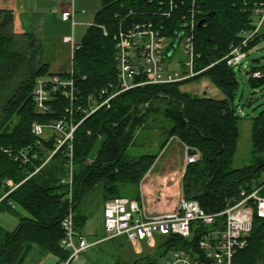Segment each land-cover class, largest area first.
<instances>
[{"label": "trees", "instance_id": "1", "mask_svg": "<svg viewBox=\"0 0 264 264\" xmlns=\"http://www.w3.org/2000/svg\"><path fill=\"white\" fill-rule=\"evenodd\" d=\"M164 1L165 6L161 5L162 0H101L94 24L75 49L71 71L62 73L64 77L73 76L78 96L74 107L83 104L81 99L85 101L90 95L117 85L115 36L122 28L140 21H154L164 27L166 34L181 29L190 2H178V8L168 18L161 16L162 12L170 11L167 0ZM252 1L196 0L194 67L196 72L206 70L194 79L209 77L224 99L183 92L184 83L147 85L117 96L109 108L100 109L80 125L75 139L73 179L74 218L79 233H83L91 219L79 207L95 192L105 199L103 205L135 188L133 198L141 200L139 187L154 167L157 155L145 153L133 157L128 153L136 146L140 132L164 131L162 149L170 140L178 139L182 146L200 153L201 159L185 168L183 193L187 199L198 201L206 213L222 212L231 199H241L243 190L252 193L261 189L264 196V110L250 118L252 164L234 168L244 118L235 104L240 83L236 68L219 62L232 46L241 44L245 32L255 29L252 16L242 12L244 3ZM201 21L203 24L199 26ZM14 22V11L0 7V185L8 193L0 211L19 221L13 232L0 227V264H25L35 249L58 257L65 264L70 252L61 249L60 241L64 236L62 221L70 205L69 187L62 183L66 173L64 158L57 155L51 162H57L61 172L57 182L49 187L36 179L47 167L33 174L43 159L25 165L16 158L27 148L41 150L32 134L33 123L63 118L71 103L57 97L50 114L36 112L33 92L37 79L51 74L43 61L41 38L33 32H18ZM262 41L264 32L250 40L248 53ZM253 62L245 70L246 75L252 89H264V65L259 60ZM257 72L262 77L254 78ZM82 117L76 112L73 120L80 122ZM102 136H107L108 142L99 159L90 162L89 155ZM44 146L52 148L50 143ZM9 181L13 186L7 185ZM192 239L194 245L198 236ZM188 247V242L179 236H159L152 253L143 252L129 264H155L170 251ZM234 263L264 264V219H255L248 247L235 256Z\"/></svg>", "mask_w": 264, "mask_h": 264}, {"label": "built area", "instance_id": "2", "mask_svg": "<svg viewBox=\"0 0 264 264\" xmlns=\"http://www.w3.org/2000/svg\"><path fill=\"white\" fill-rule=\"evenodd\" d=\"M185 1L167 0L170 11L162 12L161 16L171 17L172 12L178 8V2ZM187 1L190 2L189 14L183 15L181 29L174 34H166L164 27L154 21H140L122 28L115 36L117 85L90 95L85 101L81 99L83 104L74 107L78 96L73 76L64 77L62 73H58L37 79L33 92L37 113L50 114L57 97H64L71 105L63 118L45 123L34 122L32 134L41 150L24 149L16 160L32 165L36 160L43 159L42 165L33 173L37 174L53 162L57 155L64 158L66 173L62 183L69 187L67 200L70 205L68 214L62 221L64 236L60 241L61 249L70 252L65 264L78 261L93 246L76 230L74 218L75 139L80 125L100 109L109 108L111 102L123 93L147 85L185 83L206 70L195 71L198 10L196 0ZM165 4L162 0L161 5ZM242 12L252 16L255 29L245 32L241 44L232 46L230 53L219 62L225 61L229 67L248 70L247 47L250 40L261 33L264 25V0L245 2ZM61 18L64 21L71 20L72 12H63ZM63 41L73 44L74 49L77 48L72 35L65 36ZM253 77L260 78L262 74L257 72ZM76 112L83 116L80 122L73 120ZM45 143L52 144V148L46 149ZM184 149L185 168L201 159L198 151L188 146H184ZM7 185L13 183L9 181ZM260 190L252 193L243 190L241 199H231L218 214L206 213L198 201L187 199L184 194L172 212L162 214H151L143 200L114 198L105 203L103 210L106 240L124 236L140 255L143 253V243L154 249L159 236L174 235L187 241L188 249L170 251L161 258L164 261L160 259L155 264H235V256L248 247L255 219H264V196L260 195ZM193 236H198L194 244L196 247L193 245Z\"/></svg>", "mask_w": 264, "mask_h": 264}, {"label": "rangeland", "instance_id": "3", "mask_svg": "<svg viewBox=\"0 0 264 264\" xmlns=\"http://www.w3.org/2000/svg\"><path fill=\"white\" fill-rule=\"evenodd\" d=\"M18 32L22 33L21 31ZM85 32L86 27H79L77 29L76 40L78 42L82 41ZM263 32L264 25L261 29V33ZM41 41L44 47L43 38H41ZM248 54L249 57L246 65L248 69H250V65L254 63V60H259L260 65H264V41L260 42V44L252 49ZM44 57L43 61L45 62ZM236 73L240 85L237 91L235 104L239 107V110L241 114H243L244 118L240 123L241 136L233 167L243 168L252 164V124L250 118L259 115L260 112L264 110V89H252L245 70H239L236 68ZM213 89L216 90L213 91ZM181 90L183 92L212 98L215 96L216 91L220 92V90L212 84L211 80L207 76L194 79L193 81H187L181 86ZM89 135L91 134L89 133ZM165 139L166 134L164 131H154L152 134H149L147 131L140 132L137 137L136 146L133 148L131 147L128 152L133 157H138L145 153L157 155L155 169L153 170L152 174L149 175L144 181L143 200L151 214L172 211L174 205L176 206L179 198L184 194V146L181 145V142L178 139H172L162 149ZM49 167L50 165L47 166L46 170ZM163 171L164 176L170 174L165 179L164 177H160L162 176L161 173ZM9 186L11 187L13 185ZM135 190L137 192V188H135L130 189L125 194H123L126 197L133 198L136 194H133ZM139 192L141 197V185L139 187ZM104 200L105 199L101 198L99 192H95L88 199L83 200L79 207L80 210L84 211L85 214L91 215V219L86 223L84 228L85 234L90 237L104 236ZM19 212L22 213V215H25V212L21 210H19ZM18 223V219L11 214L3 213L0 216V226H3L8 230H13V228H16ZM89 251L91 252L89 256L91 257L90 264H117L118 262L119 264H129L132 262V260L128 261L129 259L123 257L124 253L111 242L102 241L99 245L95 246ZM143 252L144 254H150L153 251L146 245V243H143ZM82 256L83 255H81L79 259L83 260L85 256ZM49 257L50 259L47 264L57 263L58 260L54 257V255ZM137 258L140 257L137 256ZM161 260L164 261L163 259Z\"/></svg>", "mask_w": 264, "mask_h": 264}, {"label": "crops", "instance_id": "4", "mask_svg": "<svg viewBox=\"0 0 264 264\" xmlns=\"http://www.w3.org/2000/svg\"><path fill=\"white\" fill-rule=\"evenodd\" d=\"M0 7L14 11V23L17 31H21L22 33L33 32L40 38H43L45 47V63L48 66L49 73L53 75L71 71L75 49L73 44L65 43L63 38L67 35H72L74 44H80L81 42L76 40V31L79 27H86L87 31V29L94 24L95 15L101 7V0H0ZM67 11L72 12V19L69 21H64L61 18V15L63 12ZM214 90L216 89H213V91ZM213 98L224 99L225 96L223 93L216 91V94L213 96ZM155 166L156 164L154 165L153 169L148 172L141 183V200H143L144 197V181L149 175L152 174ZM60 172L61 166L57 162H54L50 164V167L45 170L43 174L36 175V179L42 186L49 187L50 185L57 182ZM163 173L164 171L161 173L162 176L160 177H164V179L170 175L167 174V176H164ZM7 196L8 193L5 187L0 185V204ZM130 199L137 200L135 198ZM177 204L178 202L176 203V206ZM176 206L174 205L173 210L176 208ZM3 213L6 212L1 210L0 216ZM0 227L8 232H13L16 229L13 228V230H8L3 226ZM82 234L86 237L87 241L93 245L89 250H92L102 241H107L115 244L116 247H118L119 250L124 253L123 257L129 259L128 261L137 259V256L139 255L129 240L124 236L106 240V232L104 233V236L101 237H90L85 234V231H83ZM89 250L82 254L85 256L83 260L78 259V261L73 262L72 264H79V262L80 264H90L91 257L89 256L91 252ZM49 256H51V254H44L39 249H35L29 255L25 264H47L50 259ZM54 257L58 260L56 264H63L60 262L58 257ZM117 264H119V262Z\"/></svg>", "mask_w": 264, "mask_h": 264}, {"label": "water", "instance_id": "5", "mask_svg": "<svg viewBox=\"0 0 264 264\" xmlns=\"http://www.w3.org/2000/svg\"><path fill=\"white\" fill-rule=\"evenodd\" d=\"M202 24H203V21L199 23V26H201ZM107 142H108L107 136H102L97 140L92 152L89 155L90 162H94L99 159L100 153L102 152Z\"/></svg>", "mask_w": 264, "mask_h": 264}, {"label": "bare ground", "instance_id": "6", "mask_svg": "<svg viewBox=\"0 0 264 264\" xmlns=\"http://www.w3.org/2000/svg\"><path fill=\"white\" fill-rule=\"evenodd\" d=\"M138 249H140V248L138 247Z\"/></svg>", "mask_w": 264, "mask_h": 264}]
</instances>
